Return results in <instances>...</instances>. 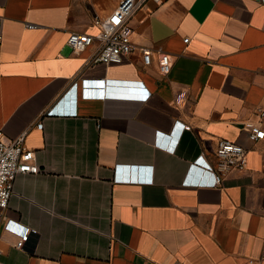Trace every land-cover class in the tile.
Returning <instances> with one entry per match:
<instances>
[{"label": "crops", "instance_id": "1", "mask_svg": "<svg viewBox=\"0 0 264 264\" xmlns=\"http://www.w3.org/2000/svg\"><path fill=\"white\" fill-rule=\"evenodd\" d=\"M120 1L0 0V130H28L38 166L14 179L0 264H264V139L243 129L264 107V0H146L128 24L150 64L68 43ZM82 78L104 95L79 94ZM220 139L248 149L246 167L186 183L213 180L188 170L214 164ZM7 219L36 230L23 248Z\"/></svg>", "mask_w": 264, "mask_h": 264}, {"label": "built area", "instance_id": "2", "mask_svg": "<svg viewBox=\"0 0 264 264\" xmlns=\"http://www.w3.org/2000/svg\"><path fill=\"white\" fill-rule=\"evenodd\" d=\"M146 0H121L116 9L105 17L96 16L95 24L99 26L96 34L73 31L69 34L67 41L74 48L87 47L95 41L98 47L93 61L109 63L120 61L124 54H128L135 49H140L144 54V62L150 64L153 59L151 48L138 45L132 37V30L128 24L131 16L145 3ZM33 24L28 23V26ZM187 42L189 37H185ZM159 67L162 73L168 74L172 68V57L168 52H160ZM78 93L82 95H104L105 79L82 78L75 81ZM104 85V86H96ZM98 88V89H97ZM77 113V110H76ZM38 128L43 127L41 118L34 123ZM178 124L182 125L181 122ZM184 125V124H183ZM243 129L247 137L256 142L264 139V107L259 109L258 119H248L243 121ZM28 130L15 138H7L0 130V222L6 218V209L9 207L10 198L14 192V179L19 173L32 172L38 169L35 162V152L26 145V135ZM157 144L171 151L176 150L175 145L165 144L158 138ZM203 157V154L201 155ZM214 164L200 166L192 163L188 170V175L193 168H201L205 172L214 176L213 180H189L188 184L215 186L220 184L225 172L237 169H244L247 164L248 149L241 143L229 139H220L213 151ZM199 166V167H198ZM5 229L14 232L18 236L16 246L23 248L31 232L36 230L19 224L17 221L7 219ZM2 232H0V237Z\"/></svg>", "mask_w": 264, "mask_h": 264}, {"label": "water", "instance_id": "3", "mask_svg": "<svg viewBox=\"0 0 264 264\" xmlns=\"http://www.w3.org/2000/svg\"><path fill=\"white\" fill-rule=\"evenodd\" d=\"M106 92V91H105ZM174 138H176V140L180 143L183 141V135L179 134V133H175L173 134Z\"/></svg>", "mask_w": 264, "mask_h": 264}]
</instances>
